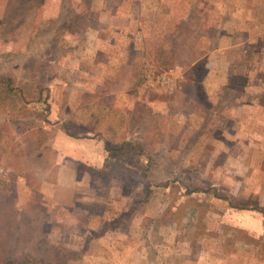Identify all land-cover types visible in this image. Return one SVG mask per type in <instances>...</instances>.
<instances>
[{
	"label": "rangeland",
	"instance_id": "1",
	"mask_svg": "<svg viewBox=\"0 0 264 264\" xmlns=\"http://www.w3.org/2000/svg\"><path fill=\"white\" fill-rule=\"evenodd\" d=\"M0 89V264H264V0H0Z\"/></svg>",
	"mask_w": 264,
	"mask_h": 264
},
{
	"label": "crops",
	"instance_id": "2",
	"mask_svg": "<svg viewBox=\"0 0 264 264\" xmlns=\"http://www.w3.org/2000/svg\"><path fill=\"white\" fill-rule=\"evenodd\" d=\"M87 90L88 89H86L85 91ZM25 92L26 91H24V93ZM75 92L76 89L72 90L71 88L64 87V95L66 97H70V95L75 94ZM67 100L65 105V111L68 108L73 110L71 103L68 102ZM56 103L57 102L54 101V106L56 105ZM50 104L52 106L51 107L52 113H54L51 114L52 117L49 116L50 120L52 121V124L46 125L43 122V124H41V130L43 131L52 130V132H50L51 136L49 139H50V147L53 150V160L51 161L52 164L55 166V168L57 167L64 169L67 166H71L72 164L89 167V168H93V167L99 168L101 163L104 161V159L105 158L107 159V155L103 154V149L105 148V144L107 143L105 139V132L92 131L91 133L84 131V133L82 132V134H85L84 137H80L76 134H72L69 130L67 132L66 129L72 127V124H74V126H77V123L82 125L85 122V120H87L88 118L82 117L81 114L79 113L74 114L73 111L69 113V115L71 116L60 115V113L57 114L56 113L57 110L53 108L52 102ZM131 106L132 105L129 104V108H131ZM37 126H39V124ZM35 130H39V129H35ZM241 212H245L247 217L249 216V214H255V212H252L251 209L242 210ZM231 226L239 227L241 230H244L247 233L254 232L257 227V232H259L260 229L263 231V219H261V222H256L252 220L247 225L239 224V225H231ZM260 226H262V228H260Z\"/></svg>",
	"mask_w": 264,
	"mask_h": 264
},
{
	"label": "trees",
	"instance_id": "3",
	"mask_svg": "<svg viewBox=\"0 0 264 264\" xmlns=\"http://www.w3.org/2000/svg\"><path fill=\"white\" fill-rule=\"evenodd\" d=\"M23 24V23H22ZM21 24V25H22ZM11 79H7V80H5L2 84V86H8V85H10V83H11ZM6 91H7V95L10 93V94H12V92H13V90H11V89H6ZM2 94V91H1V89H0V95ZM127 147H128V145H127ZM123 180H124V182H126V183H128V184H130L131 183V181L133 180V179H128V178H123Z\"/></svg>",
	"mask_w": 264,
	"mask_h": 264
}]
</instances>
